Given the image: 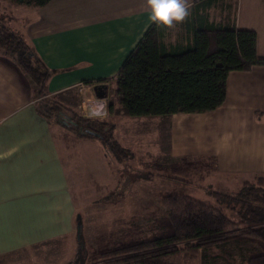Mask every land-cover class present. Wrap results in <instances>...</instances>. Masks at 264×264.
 Here are the masks:
<instances>
[{
    "label": "crops",
    "instance_id": "0c3cea01",
    "mask_svg": "<svg viewBox=\"0 0 264 264\" xmlns=\"http://www.w3.org/2000/svg\"><path fill=\"white\" fill-rule=\"evenodd\" d=\"M14 4L16 15H11L9 24L28 38L53 70L50 94L79 89L81 84L89 92L113 80L154 24L146 0H50L40 7ZM187 4L189 16L174 23L175 30L164 28L166 43L192 45L193 35L186 27L192 28L195 16L203 15V25L256 31L257 54L264 58V0H212L206 6L202 0H187ZM215 10L222 11L219 18L214 17ZM88 81L100 82L88 85ZM111 83L114 87L115 81ZM100 103L95 113L110 118L104 101ZM156 118L166 120L173 155L211 156L217 170L232 178L264 175V64L230 71L226 98L218 108ZM95 139L80 137L41 113L28 76L14 59L0 53V264H6L8 256L73 236L75 255L80 228L73 188L79 185L82 194L86 191L80 177L74 180L70 171L79 173L97 165L94 169L99 171L90 174L112 178L111 161ZM103 194L100 199L110 193Z\"/></svg>",
    "mask_w": 264,
    "mask_h": 264
},
{
    "label": "trees",
    "instance_id": "16d2710c",
    "mask_svg": "<svg viewBox=\"0 0 264 264\" xmlns=\"http://www.w3.org/2000/svg\"><path fill=\"white\" fill-rule=\"evenodd\" d=\"M11 1L40 7L50 0ZM202 2L206 6L212 0ZM204 19L203 15H196L192 28L186 27L193 35L192 45L186 47L166 43L165 27L153 24L146 31L114 79L112 89L120 107L114 109L111 102L110 116L167 117L175 113L212 111L226 98L230 71L264 64V58L257 54L256 31L214 23L203 25ZM9 22L10 17L0 14V53L17 62L36 86L38 95H46L53 70L35 52L28 38L13 30ZM38 108L48 118L54 115L56 123L78 136L99 139L117 162H127L135 156L117 139V123L108 117H86L57 102H39ZM192 157H180V163L170 166L168 176L180 186H189L190 178L204 171L188 160ZM210 168L206 170L208 175L217 170L215 158ZM205 191L216 204L194 198L183 190L166 193L163 211L151 215L146 231L133 222L126 232V240L114 248L104 249L100 253L102 261L91 264H174L172 258L185 256L189 250L194 257L199 254L206 263L224 255L229 264H264V175L243 180L233 190L209 185ZM82 244L79 250L84 248ZM81 256L78 254V259Z\"/></svg>",
    "mask_w": 264,
    "mask_h": 264
},
{
    "label": "rangeland",
    "instance_id": "374dc122",
    "mask_svg": "<svg viewBox=\"0 0 264 264\" xmlns=\"http://www.w3.org/2000/svg\"><path fill=\"white\" fill-rule=\"evenodd\" d=\"M14 5L11 0H0V14L10 18L11 15H16ZM221 14L222 11L215 10V16H213L219 18ZM171 27L175 30L174 25ZM113 80L102 82L105 88L100 90L99 96L95 89L92 88L88 92L82 90L81 86L79 89L75 88L64 93H47L41 96L38 95L36 86L34 84L33 86L37 92L38 103L57 102L76 110L80 115L84 114L86 117L96 118L99 115H96L94 111H96V106L101 104L100 102L102 101H104L106 112H110L109 104L111 102H113L114 109L120 107L119 99L112 89L113 85L111 82ZM89 98L92 100L89 101ZM156 117H129L111 114L110 119L117 123L115 130L117 139L122 145L133 151L135 155L127 162H117L106 152L103 146L101 148L102 144L100 141L97 139L93 140L102 151H105L111 161L113 170L111 172V180L90 174L96 171L94 167L97 165L94 167L89 165V168H84L79 173L70 171L71 176L74 175V180L77 179L78 181L80 177L86 191V194H82L79 185L73 188L78 224H83L84 226L81 232L82 239L78 241L79 246L82 243H84L82 245H85L84 248H81L82 250L78 248L75 255H72L75 248L74 242L77 241L75 236H73L69 240L48 243L8 256L4 259V262L6 264L11 262H16V264L23 262H29L27 264H91L93 261H102L100 253L104 249L114 248L120 242L126 240L127 231L125 227L127 225H131L134 222L142 231H146L151 215L163 211L166 204L163 196L166 193L173 190H177V192L183 190L194 198L216 204L215 200L206 194L205 189L209 185L216 189L233 190L245 180V177L236 176L232 178L234 175L222 174L218 170L208 175L206 170L214 166V158L194 155L191 160L189 158L188 160L203 167L204 171L193 175L190 178L192 182L189 186L183 187L177 184L169 178L168 171L171 164L180 163L179 158L183 156H175L170 152L169 131L166 120ZM50 119L54 122L56 121L54 115H51ZM79 141L83 142L82 140ZM90 145L89 143L87 144V146ZM97 170L99 171L98 167ZM200 175H203V179H201L202 177L200 178ZM104 192L110 194L100 199L105 195L103 194ZM79 225L78 227H80ZM78 254L82 255L80 259H78ZM182 254L184 255L185 252ZM69 256H73L70 261H68ZM82 257L85 258L82 260ZM77 260L78 262H76ZM172 261L174 264L230 263L224 255L213 258L206 263L199 254L194 257L193 251L190 250L185 256L179 255L172 258Z\"/></svg>",
    "mask_w": 264,
    "mask_h": 264
},
{
    "label": "clouds",
    "instance_id": "9594fccd",
    "mask_svg": "<svg viewBox=\"0 0 264 264\" xmlns=\"http://www.w3.org/2000/svg\"><path fill=\"white\" fill-rule=\"evenodd\" d=\"M149 19L157 27L183 22L190 14L187 0H146Z\"/></svg>",
    "mask_w": 264,
    "mask_h": 264
},
{
    "label": "built area",
    "instance_id": "2783aa9c",
    "mask_svg": "<svg viewBox=\"0 0 264 264\" xmlns=\"http://www.w3.org/2000/svg\"><path fill=\"white\" fill-rule=\"evenodd\" d=\"M116 77H117V75H115L114 77H113V79H116ZM85 87V85L84 84H81V89H83ZM104 112L106 111V109H105V104H104ZM95 112V111H94ZM96 115H97V113H95ZM102 115V114H101ZM101 115H99V116H101Z\"/></svg>",
    "mask_w": 264,
    "mask_h": 264
},
{
    "label": "flooded vegetation",
    "instance_id": "af4514ba",
    "mask_svg": "<svg viewBox=\"0 0 264 264\" xmlns=\"http://www.w3.org/2000/svg\"><path fill=\"white\" fill-rule=\"evenodd\" d=\"M101 89H103V86H99V87L97 88V90H96V91H97V93H99V94H100V90H101Z\"/></svg>",
    "mask_w": 264,
    "mask_h": 264
},
{
    "label": "water",
    "instance_id": "95a60500",
    "mask_svg": "<svg viewBox=\"0 0 264 264\" xmlns=\"http://www.w3.org/2000/svg\"><path fill=\"white\" fill-rule=\"evenodd\" d=\"M98 87H99V86H96L95 89H97ZM98 95H100V94L98 93Z\"/></svg>",
    "mask_w": 264,
    "mask_h": 264
},
{
    "label": "bare ground",
    "instance_id": "6f19581e",
    "mask_svg": "<svg viewBox=\"0 0 264 264\" xmlns=\"http://www.w3.org/2000/svg\"><path fill=\"white\" fill-rule=\"evenodd\" d=\"M97 112V111H96Z\"/></svg>",
    "mask_w": 264,
    "mask_h": 264
}]
</instances>
